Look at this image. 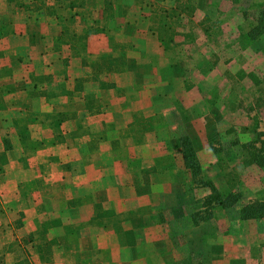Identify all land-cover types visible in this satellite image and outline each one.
I'll list each match as a JSON object with an SVG mask.
<instances>
[{"label":"crops","instance_id":"1","mask_svg":"<svg viewBox=\"0 0 264 264\" xmlns=\"http://www.w3.org/2000/svg\"><path fill=\"white\" fill-rule=\"evenodd\" d=\"M178 6L0 0V264H178V249L182 264H264V218L188 219L182 238L177 209L166 205L167 194L191 189L179 138L188 136L200 163L197 144L209 155L206 81L235 70L216 49H192L184 25L174 33L166 16H185ZM217 97L212 127L227 113ZM45 219L63 225L48 232L57 240L48 263L36 250Z\"/></svg>","mask_w":264,"mask_h":264},{"label":"rangeland","instance_id":"2","mask_svg":"<svg viewBox=\"0 0 264 264\" xmlns=\"http://www.w3.org/2000/svg\"><path fill=\"white\" fill-rule=\"evenodd\" d=\"M191 6L194 7L192 12H186L185 16L180 18L169 19V23L171 22L173 25L174 33L176 30L182 29L184 25L186 27L184 30H187L185 40L192 43V49L205 48L210 52L216 49L222 54L221 57L224 62L226 61L225 63L233 60L232 58L235 59L232 65L235 70H233L234 74L218 71V73L223 74V80L209 79L206 81L209 100L207 107L209 111L207 112L209 121L212 123L209 122L210 126L207 133H201L202 140L204 139L207 143L209 152L207 159L203 147L199 149L197 144V152L201 156V163L199 162L201 167L200 178L196 177L197 181H192L191 177L188 176L191 182L189 191L185 193L171 192L165 197L166 205L169 206L168 209H177L175 212L177 214L173 218L178 216V223L175 225L178 230L177 234L182 238L183 230L188 226L185 224L188 219L190 222L192 221L191 226L195 227L203 221L194 224L193 217L196 218L195 220L203 218L206 221L212 219L219 212V215L222 214L224 217L231 214L237 215L241 210L240 205L247 202L264 201V192L252 193L251 191L252 187L257 186V184L263 186L264 167L244 164L249 150L244 145L258 148L259 142L264 139V36L258 39L259 43L256 44V51L262 52L261 55H255L256 57L249 46L243 49L248 41L239 39L240 35L245 33L244 31L253 24L256 10L261 6L264 7V0H191ZM225 9L230 10L225 12ZM197 10L198 12H196ZM204 13L206 14L203 15ZM198 19L200 20L198 21ZM174 23H178L177 25L180 26ZM211 66L215 65L212 64ZM257 67L260 68L255 71ZM248 69L249 71L252 69V71L249 72ZM250 88L251 96L246 95L239 104L232 100V92L244 95L250 92ZM220 90L224 94L223 97L219 95ZM216 97L218 99L223 98L224 106L227 107V113L225 111L224 113L220 112L223 114L221 119L225 123L220 127H212V124L220 119V115L217 114L219 118L216 117V113L212 110L213 104H210V102H214ZM249 101H254L255 111L258 113H254V107L251 109L248 107ZM190 130L192 135L195 134V140H199V133L195 129ZM145 132L149 133L151 129L147 128ZM181 133L180 128L174 129L176 137ZM206 160L208 162L207 169L204 167ZM251 169H256L257 172ZM212 189L221 195L229 191L241 193V198L237 202L239 207L229 208L230 210L223 209L218 206L216 201H209V197L216 196ZM165 217L169 218V215H165ZM57 231H63V229ZM54 234L59 236V232H54ZM183 254V249L177 250L176 262L178 264L184 262L180 261L185 258ZM193 259L198 262L199 255Z\"/></svg>","mask_w":264,"mask_h":264},{"label":"trees","instance_id":"3","mask_svg":"<svg viewBox=\"0 0 264 264\" xmlns=\"http://www.w3.org/2000/svg\"><path fill=\"white\" fill-rule=\"evenodd\" d=\"M179 3V8L184 9L185 12L193 11L194 7L191 6V0H187L186 5L180 4V0H176ZM255 18L253 24L249 27V29L240 35L239 39L242 38L244 41H248L245 46L247 48L251 42L260 39L264 36V7L261 6L255 12ZM177 18L181 17V14H176ZM168 18L173 17V15L166 16ZM147 128L144 129L146 131ZM179 146L181 148L182 157H183V165L184 168L190 174L191 180L197 181L196 177L200 178L201 175V167L200 163L196 157L195 149L191 140L188 136H181L179 138ZM245 148L249 149L247 151V156L245 157L244 164L245 165H256L258 167H264V139L259 142V147L254 148L253 146L244 145ZM201 180V179H200ZM204 184H207L204 182ZM201 185V183H200ZM213 193L216 194L214 197H209L208 200L216 201L218 206L223 209H229L232 207H236L237 202L241 198V193L229 191L224 194H219L215 189H212ZM240 218L242 220H254V219H263L264 218V201L257 202H248L243 205H240ZM193 217V223L198 224L199 221H204L203 218ZM62 223L60 220H44L40 225L41 231L39 232L38 242H37V254L38 259L42 263H48L51 261L53 251L55 246L57 245L56 237L48 238V232L51 229H62ZM32 241V240H31ZM16 264H31L28 258H22L16 262Z\"/></svg>","mask_w":264,"mask_h":264}]
</instances>
